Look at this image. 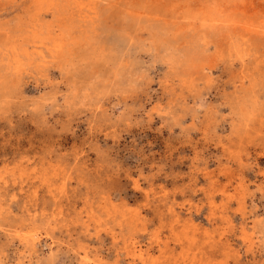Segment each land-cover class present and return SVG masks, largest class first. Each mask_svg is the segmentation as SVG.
<instances>
[{"label":"rangeland","instance_id":"rangeland-1","mask_svg":"<svg viewBox=\"0 0 264 264\" xmlns=\"http://www.w3.org/2000/svg\"><path fill=\"white\" fill-rule=\"evenodd\" d=\"M0 264H264V0H0Z\"/></svg>","mask_w":264,"mask_h":264},{"label":"bare ground","instance_id":"bare-ground-1","mask_svg":"<svg viewBox=\"0 0 264 264\" xmlns=\"http://www.w3.org/2000/svg\"><path fill=\"white\" fill-rule=\"evenodd\" d=\"M79 4H80V3H79ZM81 5H82V4H81ZM61 7H62V6H61ZM80 7H81V6H80ZM66 8H67V7H66ZM68 19H69V18H68ZM252 28H253V27H252ZM53 29H54V28H53ZM262 29H263V28H262ZM251 31H252V30H251ZM261 31H262V30H261ZM38 33H39V32H38ZM260 33H261V32H260ZM260 33H259V34H260ZM33 35H35V33H34ZM32 38H33V37H32ZM32 40H33V39H32Z\"/></svg>","mask_w":264,"mask_h":264}]
</instances>
